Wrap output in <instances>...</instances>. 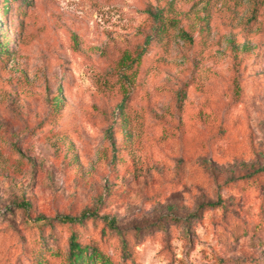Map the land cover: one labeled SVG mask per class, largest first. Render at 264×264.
Listing matches in <instances>:
<instances>
[{"label":"rangeland","instance_id":"374dc122","mask_svg":"<svg viewBox=\"0 0 264 264\" xmlns=\"http://www.w3.org/2000/svg\"><path fill=\"white\" fill-rule=\"evenodd\" d=\"M4 1L0 264H264V0Z\"/></svg>","mask_w":264,"mask_h":264},{"label":"trees","instance_id":"16d2710c","mask_svg":"<svg viewBox=\"0 0 264 264\" xmlns=\"http://www.w3.org/2000/svg\"><path fill=\"white\" fill-rule=\"evenodd\" d=\"M3 4L6 6L5 10L8 12L11 10L8 0H5ZM147 15L149 19L154 22L153 32L159 37L165 27V20L162 17V13L159 11H153L148 8ZM2 22L0 21V26ZM183 38L185 40L190 39L187 33L183 32ZM153 37L149 36L145 41V47L135 50L133 52H127L123 54L119 62L114 67L113 72H104L95 78V85L97 87L98 93L102 97L109 98L113 97L115 90L127 91L133 86H135L136 77L138 75L139 68L141 66L142 59L146 54V48L152 41ZM2 44L0 43V46ZM2 48H4L2 46ZM8 55V51L5 49L0 50V56ZM123 102L121 103V107ZM88 215L83 214L80 218L63 217L58 219L60 227H66L72 229L73 226L82 224L87 220ZM50 226V224H49ZM236 231L231 234V237L237 235ZM65 264H109L105 261V257L102 252L99 251L97 247L82 245L80 236L73 233L69 239L68 252L65 255ZM38 264H48L44 262H39Z\"/></svg>","mask_w":264,"mask_h":264}]
</instances>
